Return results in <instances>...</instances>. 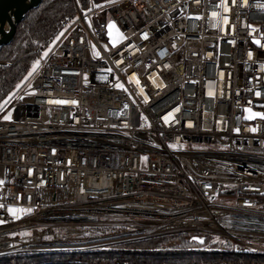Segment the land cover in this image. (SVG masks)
Wrapping results in <instances>:
<instances>
[{"label": "built area", "instance_id": "1", "mask_svg": "<svg viewBox=\"0 0 264 264\" xmlns=\"http://www.w3.org/2000/svg\"><path fill=\"white\" fill-rule=\"evenodd\" d=\"M220 3L76 5L0 115V259L187 235L264 264V0Z\"/></svg>", "mask_w": 264, "mask_h": 264}, {"label": "trees", "instance_id": "2", "mask_svg": "<svg viewBox=\"0 0 264 264\" xmlns=\"http://www.w3.org/2000/svg\"><path fill=\"white\" fill-rule=\"evenodd\" d=\"M108 1L110 0H42L37 8L30 10L24 20L17 25L12 41L0 48V103L7 100L17 89L16 85L21 84L28 76L38 56L51 48L56 37L74 19L76 4L83 11L90 3L101 4ZM189 239L187 235L160 237L102 250L70 254L73 257L70 261L54 262L187 264L227 257L228 243H222L221 246H216V244L207 246L212 240L211 237H205L203 245L196 244ZM42 256L26 255L3 258L0 259V264H46L41 262Z\"/></svg>", "mask_w": 264, "mask_h": 264}, {"label": "snow or ice", "instance_id": "3", "mask_svg": "<svg viewBox=\"0 0 264 264\" xmlns=\"http://www.w3.org/2000/svg\"><path fill=\"white\" fill-rule=\"evenodd\" d=\"M110 2H115V0H110ZM197 2H199V0H197ZM232 2L235 3L236 0H232ZM243 3H244V4H247V0H243ZM217 7H224V8H225V11H227V8L225 7V0H221V3H220L219 5H217ZM261 7L264 8V5H261ZM212 18H213V19H216V13H215V12L212 13ZM195 19H200V17L197 16V17H195ZM223 22H224L225 24L228 23V21H227L226 18H224ZM107 28H108V34H109L110 41H111L113 47H115L116 44L118 43V41L123 40V36L118 35V38H117V39H113V38H112V33H113V30L115 29V25L112 24V23L110 22V23L108 24ZM249 28H251V26H249ZM252 30L255 31V29H252ZM117 32H118V30H117ZM63 35H64V33L61 32V33L56 37V39L59 40L60 37L63 36ZM252 42H253L254 44H256L257 46H259V47H261V48H264V45H262L261 42H260L259 40H253ZM54 43H55V41H54ZM50 51H51V48H49L48 51H45V52L43 53L42 58H43V57H47V56L49 55V52H50ZM97 55H98V54H97ZM248 55H249V59H251V58H252V54L249 53ZM39 65H40V61H39V60L36 61V63H34V64L32 65V70L28 73V76L25 77V80H27L29 77H31V76L33 75V73L36 72V70L38 69ZM107 71L110 73V72H111V69H108ZM130 82H131V80H130ZM113 86L116 87V88H118V89H121V90L126 91V89H124L123 85L120 84L119 82H117V83H116L115 85H113ZM16 87H17V89H19V88L21 87V85H20V84H17ZM29 94H31V93H29ZM210 95H211V93H210ZM257 95H259V93H257ZM13 96H14V94H13V95H10V96L8 97L7 100H5L3 103H0V112H3V111L5 110L6 106H7V105L11 102V100L13 99ZM48 103H50V104H56V105H61V104H65V103L76 104V101L52 100V101H48ZM125 108H127V105H125ZM176 111H179V109H176ZM243 111L246 113V115L243 117V119H245V120H253V119H256V118H259V119H261V120H264V114H262V113L253 112L250 108H245ZM3 120H5V121H10V120H11V113L9 112L7 115H4ZM164 120H165V123H168V121H169V116H165V117H164ZM125 126H127V125H125ZM191 126H192V125L189 124V127H191ZM248 131L255 132L256 129H255V128H250V129H248ZM29 174H31V173H29ZM3 183H4V182H3L2 180H0V185H2ZM7 211H8V213H9L10 215H12L15 219H19L21 214H26V213H28V212H31V209H24V208H8ZM0 223H3V221H0ZM22 235H28V233H23ZM192 239H193V241H194L196 244H201V245L204 244V240H203V239H200V238H197V237H193Z\"/></svg>", "mask_w": 264, "mask_h": 264}, {"label": "water", "instance_id": "4", "mask_svg": "<svg viewBox=\"0 0 264 264\" xmlns=\"http://www.w3.org/2000/svg\"><path fill=\"white\" fill-rule=\"evenodd\" d=\"M41 2L42 0H0V48L12 41L17 25L24 20L30 10L37 8ZM197 238L205 242L204 237Z\"/></svg>", "mask_w": 264, "mask_h": 264}, {"label": "rangeland", "instance_id": "5", "mask_svg": "<svg viewBox=\"0 0 264 264\" xmlns=\"http://www.w3.org/2000/svg\"><path fill=\"white\" fill-rule=\"evenodd\" d=\"M115 1H118V0H115ZM76 4V3H75ZM91 4V3H90ZM90 4H89V6H90ZM77 5V4H76ZM78 6V5H77ZM118 35H120L119 34V31L117 32V28H115L114 30H113V33H112V38L113 39H117L118 38ZM110 39V38H109ZM32 70V69H31ZM30 70V71H31ZM29 71V72H30ZM2 113L0 112V115H1ZM11 118H12V113H11ZM6 211H7V209H6ZM8 212V211H7ZM9 214V213H8ZM9 216L11 217V219H13V220H17V219H15L12 215H10L9 214ZM22 217V214L20 215V218ZM190 241H192L191 239H189ZM172 243V242H171ZM209 244L207 245V246H209V245H212V244H216V246H221L222 245V243L221 242H219V241H216L215 239H212V240H210V242H208ZM206 246V247H207ZM223 250H225V249H223ZM73 257H72V255H63V256H59V255H55V256H52V255H43L42 257H41V262H43V263H47V262H54V261H58V262H66V261H70L71 259H72ZM76 258H78V256H76ZM77 260V259H76Z\"/></svg>", "mask_w": 264, "mask_h": 264}]
</instances>
